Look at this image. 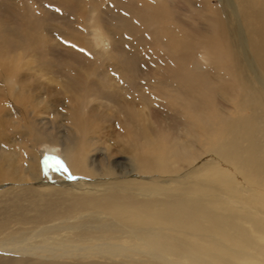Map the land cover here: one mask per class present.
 Here are the masks:
<instances>
[{"label":"bare ground","instance_id":"obj_1","mask_svg":"<svg viewBox=\"0 0 264 264\" xmlns=\"http://www.w3.org/2000/svg\"><path fill=\"white\" fill-rule=\"evenodd\" d=\"M141 1L142 28L160 10L164 34L158 35L185 59L176 70L164 63L156 82L194 88L182 69L201 76L217 70L215 86L209 85L234 93L243 112H234L232 122L221 119L208 105L209 90L198 95L205 104L198 114L190 102L181 104L179 92L154 93L155 101L171 102L183 115L187 135L169 141L167 124L151 118V98L128 110L117 103L82 109L42 101L26 83L30 59L0 44V102L10 103H0V193L33 186L49 196L43 218L62 219L11 234V241H0V254L32 256L38 264H264V0H198L206 13L195 43L208 65L190 66L184 63L197 47L167 25L168 0ZM41 144L60 163L45 158Z\"/></svg>","mask_w":264,"mask_h":264},{"label":"rangeland","instance_id":"obj_2","mask_svg":"<svg viewBox=\"0 0 264 264\" xmlns=\"http://www.w3.org/2000/svg\"><path fill=\"white\" fill-rule=\"evenodd\" d=\"M211 1L213 5L219 3V0ZM141 2V0H0V33L3 31L4 35L0 34V44L1 47L5 45L2 48L4 51L6 49L7 53L20 54L25 60L30 59V71L27 70L29 72L25 74L26 83L31 91L40 95V99L42 101L44 99V102L50 105L56 103L55 105L60 108L67 104L77 105L83 106L84 109L97 103L102 105L117 103L122 106L121 108L124 107V110L125 108L128 110L129 104H133V101L139 105L143 100L146 102L151 98L150 108L153 110L151 118L157 120L160 125L167 124L166 129L169 130L167 139L172 141L175 136L187 135L182 130L183 115L171 102L165 104L167 108L164 105L165 101H155L151 96L157 93L167 98L172 92L175 94L179 92L178 94L183 96L180 100L181 104L190 102L192 111L198 114L205 106L204 102H199L198 95L201 96V91L209 90L211 92H208V96H212L213 101L211 103L208 101V105H211L212 110L218 113L221 119L232 122L234 112L243 111L234 93L226 95L224 91L212 88L218 80L217 70L212 72L209 68L204 72L205 76H201L203 74H190L193 73V67L188 70L182 69L181 73L188 75V83H192L194 87L190 88L187 83L182 85L184 88L180 89L188 92L187 94L174 88L176 87L173 86L174 84L166 87V83L162 85L156 82V75H160L159 70L165 67L164 63L169 65L170 70L174 66L176 70L178 64L185 59L182 53L179 57L172 55V46L169 47L165 36L158 35L164 34L157 21L160 10L156 18L152 17L155 23L151 26L146 25L145 29L142 28L145 15L144 5L140 4ZM168 2L167 10L170 18L167 25H171L173 31L177 29L183 31L182 34L191 38V45L197 47L193 52L191 51L193 56L190 53L191 59L184 63L185 66H190L192 62L199 64L204 62L208 65L202 58L203 47L195 43L200 37V33L197 32L198 24H201L202 20L200 22L199 18L206 11L202 12L198 0H168ZM163 55L172 56L161 63ZM195 78L197 79L194 80ZM204 81L207 83H200ZM5 101L7 100L2 99L0 103L10 104ZM102 116L107 114L104 113ZM11 119L13 120L14 117ZM62 120L64 119L61 117L58 121L70 127V124ZM50 126L52 123L48 124V127ZM38 151L54 165L61 161L45 144H41ZM19 158L22 169L21 162L24 163L25 160L23 157ZM41 193L33 186L0 193V227L6 224L5 228L4 226L0 228V241L3 239L11 241V234H29L38 227L53 225L62 220L56 218L50 222L43 218L46 215L44 206L49 204L46 201L49 196ZM43 195L47 197L44 198ZM52 197L56 198L55 195ZM64 201L70 202L68 198L63 200L59 209L66 206ZM39 220L41 223L39 222L37 226L36 221ZM31 222L37 224L33 225ZM34 227L35 229H32ZM0 264H38V259L32 256L2 253ZM53 264H69V261H55Z\"/></svg>","mask_w":264,"mask_h":264}]
</instances>
